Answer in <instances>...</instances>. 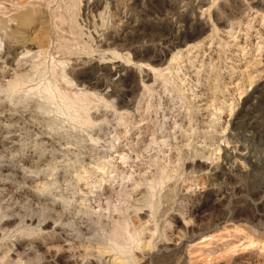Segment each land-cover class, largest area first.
<instances>
[{
    "label": "rangeland",
    "instance_id": "obj_1",
    "mask_svg": "<svg viewBox=\"0 0 264 264\" xmlns=\"http://www.w3.org/2000/svg\"><path fill=\"white\" fill-rule=\"evenodd\" d=\"M0 264H264V0H0Z\"/></svg>",
    "mask_w": 264,
    "mask_h": 264
},
{
    "label": "bare ground",
    "instance_id": "obj_2",
    "mask_svg": "<svg viewBox=\"0 0 264 264\" xmlns=\"http://www.w3.org/2000/svg\"><path fill=\"white\" fill-rule=\"evenodd\" d=\"M43 10H44V8H43ZM36 11V10H35ZM41 12H42V10H41ZM21 14V13H20ZM24 15V14H23ZM22 15V16H23ZM25 16V15H24ZM27 18V17H26ZM26 18H24V19H26ZM18 19V18H17ZM22 20V19H21ZM23 21V20H22ZM24 23V22H23ZM18 24V23H17ZM7 27V26H6ZM8 31V30H7ZM12 42V41H11ZM84 118V117H83ZM84 119H86V118H84ZM15 136V135H14ZM12 142V141H11ZM15 144V143H14ZM231 158V157H230Z\"/></svg>",
    "mask_w": 264,
    "mask_h": 264
}]
</instances>
